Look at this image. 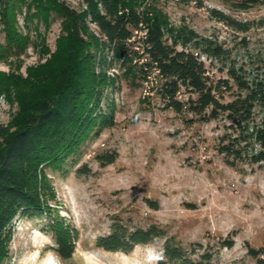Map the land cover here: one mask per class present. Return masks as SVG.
<instances>
[{
	"label": "rangeland",
	"instance_id": "374dc122",
	"mask_svg": "<svg viewBox=\"0 0 264 264\" xmlns=\"http://www.w3.org/2000/svg\"><path fill=\"white\" fill-rule=\"evenodd\" d=\"M58 1L82 13L90 0ZM238 1L129 0L142 19V26L133 32L135 39L146 38L142 36L148 30L145 22L150 25L157 18L165 37L168 29H184L200 42L207 39L225 50L221 57L194 50L214 83L227 78L231 64L243 75L262 77L264 26L258 21L264 18V0L247 10L234 8ZM212 9L235 21H247L249 30L229 26ZM33 11L24 6L16 13L15 31L22 42L15 49L8 50L0 20V124L11 128L39 96L57 93L69 57L61 19L50 11L43 20ZM86 24L84 40L93 58L76 52L78 84L97 89L95 114L112 123L96 125L81 136L62 170L47 171L43 184L50 209L77 235L74 252L63 260L52 250L49 218L17 216L0 246V264H146V250L152 247L159 252L165 241L187 250L200 244L191 257L209 252L210 264H255L248 248L264 247V163L227 165L216 147L229 121L224 117L204 121L166 108L156 94L163 80L153 68L147 82L130 86L123 79L121 61L110 68L102 64L105 56L91 36L100 42L103 38L88 18ZM192 44L186 48L192 49ZM188 96L182 89L179 99ZM107 153H115V161L100 163L96 157ZM80 168L86 172H77ZM114 221L129 229L155 226L162 236L127 254L98 248L97 238L108 235ZM224 240H232L233 245L221 246Z\"/></svg>",
	"mask_w": 264,
	"mask_h": 264
},
{
	"label": "trees",
	"instance_id": "16d2710c",
	"mask_svg": "<svg viewBox=\"0 0 264 264\" xmlns=\"http://www.w3.org/2000/svg\"><path fill=\"white\" fill-rule=\"evenodd\" d=\"M260 2L240 0L233 3V7L247 10ZM24 6L27 12L34 8L32 15L40 19L46 20L50 11L61 19L66 32L65 52L69 57L61 70L57 93L39 96L14 127L0 124V246L17 216H45L52 221L48 225L54 240L52 250L63 260L69 259L74 252L77 235L64 227L61 218L50 209L43 196V184L47 171L62 170L81 136L94 130L96 125L112 123V119L101 113L95 114L94 103L100 96L97 89L93 86L82 88L76 76V52L88 54L84 40L88 35L87 18L96 25L103 38L100 42L91 36L105 56L104 66L110 68L114 61H121L123 79L133 87L147 82L153 68L163 80L156 87V94L166 108L177 114H193L204 121L220 117L229 121L228 131L219 138L216 147L227 165L264 163V76L243 75L241 68L231 64L226 68V79L211 81L194 50L202 49L209 57H221L225 50L220 46L207 39L200 42L195 33L184 32V29L175 32L168 29L169 36L165 37L157 18L150 25L145 22L148 26L146 38L135 39L133 32L142 19L132 10L129 0H90L87 11L82 13L58 0H0V20L8 50L21 45L22 39L15 31V18ZM126 6L130 7L128 11ZM211 13L238 31L245 32L250 28L247 21H235L214 9ZM258 25L264 26V18ZM168 40H171L170 44ZM188 44H192V49L186 48ZM178 45L181 49H177ZM143 56H146L145 61L139 63ZM182 89L189 94L186 100L179 99ZM96 158L102 164H111L116 154L107 153ZM77 172L86 171L80 168ZM161 236L162 232L155 226L129 229L114 221L109 234L97 238L96 246L108 252L127 254L134 247L157 241ZM220 242L224 247L233 245L232 240ZM199 246L187 250L165 241L163 258L157 264H210L212 254L209 252L199 254L196 259L191 257ZM248 255L255 264H264V247H249Z\"/></svg>",
	"mask_w": 264,
	"mask_h": 264
},
{
	"label": "clouds",
	"instance_id": "9594fccd",
	"mask_svg": "<svg viewBox=\"0 0 264 264\" xmlns=\"http://www.w3.org/2000/svg\"><path fill=\"white\" fill-rule=\"evenodd\" d=\"M162 258V250L157 252V250L152 247L146 250V264H154L155 261Z\"/></svg>",
	"mask_w": 264,
	"mask_h": 264
},
{
	"label": "built area",
	"instance_id": "2783aa9c",
	"mask_svg": "<svg viewBox=\"0 0 264 264\" xmlns=\"http://www.w3.org/2000/svg\"><path fill=\"white\" fill-rule=\"evenodd\" d=\"M139 26H142V23H140ZM139 26H138V27H139ZM138 30H139V28H138ZM135 31H137V30H135ZM142 36H143V37H146V32H145L144 35H142Z\"/></svg>",
	"mask_w": 264,
	"mask_h": 264
}]
</instances>
